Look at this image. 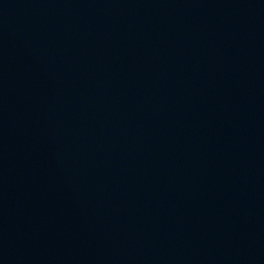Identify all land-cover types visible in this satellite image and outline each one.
<instances>
[{
	"label": "water",
	"instance_id": "95a60500",
	"mask_svg": "<svg viewBox=\"0 0 264 264\" xmlns=\"http://www.w3.org/2000/svg\"><path fill=\"white\" fill-rule=\"evenodd\" d=\"M0 264H264V0H0Z\"/></svg>",
	"mask_w": 264,
	"mask_h": 264
}]
</instances>
